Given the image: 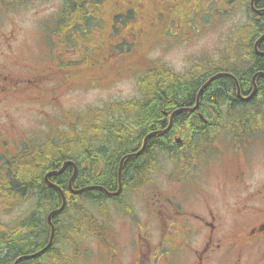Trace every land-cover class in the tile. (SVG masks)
I'll return each instance as SVG.
<instances>
[{
  "label": "trees",
  "instance_id": "trees-1",
  "mask_svg": "<svg viewBox=\"0 0 264 264\" xmlns=\"http://www.w3.org/2000/svg\"><path fill=\"white\" fill-rule=\"evenodd\" d=\"M67 2L69 9L59 21L68 24V21L64 20L71 19L72 23L75 24L85 8L82 5H76L74 0H67ZM258 3L260 0L256 2L257 5ZM76 10L81 12L75 14ZM194 11L200 17L202 11L208 10L201 6L200 0H97L92 19L97 21L102 18L105 23H109L113 31H118L120 23H125V32L130 31L135 36L133 43L124 40L125 51L132 44L136 46V41L141 37L150 35L154 41H157L167 39L168 35L176 28L179 31L186 30L188 24L192 23L189 15L193 14ZM153 19L157 20L155 25ZM261 19L258 23L255 18L254 23L247 26L254 38L264 34V17ZM60 36L64 43H68L72 39V34L69 32H63V35L61 33ZM249 38H244V48L240 32L231 39L230 45L234 49H243L245 52L230 51L223 54L232 53L238 55L237 58L231 56L222 62L223 54H221L215 64L208 67L205 73H189L184 77L175 74L176 69L169 70L163 64H149L144 68L140 67V64L145 62L149 52L154 50V48L148 47L140 41L135 49L134 58L136 62L129 60L124 67L126 71L131 70V68L138 69L140 95L129 101H116L105 108L90 109L87 126L94 130V135H90L89 138L76 135L80 140L77 144L78 150L73 152L71 149L62 148V155L55 154V148L60 143L64 145L62 143L70 138L69 134L64 131L60 140L57 137H55V141L49 140L47 145H44V150L49 148V151L47 154H42L41 160L37 163V171L27 173V169L21 172L19 170L15 177V188L24 191L25 187L20 184V180L29 178L32 189L33 185H36V197L39 206L57 208L62 203L61 195L53 187L45 185L43 174L48 170L59 168L64 160L73 159L77 161L79 166L78 175L73 181L75 188L97 184L103 185L111 191L116 190L118 187V163H120L122 156L125 153L138 151L144 137L151 131L165 128L168 123V114H171L175 107L194 106L197 91L202 88L206 83L205 81L213 73L220 70L234 73L239 79L242 93L244 95L251 93V78L259 71L264 72V55H257L253 51V42ZM247 41L249 43H246ZM259 48L260 50L264 49V40L260 42ZM115 52L116 47L113 46L110 54ZM188 75L192 79L191 82L182 83L180 79ZM257 83L258 89L255 96L245 102L237 98L236 86L232 78L220 76L212 80L201 93L200 110L207 122L204 123L194 116V111L176 113L174 123L168 133L150 137L141 155L126 159L123 168L124 189H131L133 186L136 187L141 183L152 181L151 171L154 167L157 151L169 152L172 157L176 160L180 159L179 161L182 163L188 159H196V156L208 144L214 146L215 144L210 142L214 138L219 139L224 134L231 133L234 130V117L236 119L243 117L250 126H258L260 110L264 111L263 75L258 76ZM92 119L93 123L91 124ZM181 122H184L185 125L182 130L183 143L177 144L174 141V136L178 133L177 126ZM69 142L76 141L70 139ZM206 143L207 145H204ZM185 145L190 146L183 152L181 148ZM173 148H175L174 154ZM57 155L61 157H56ZM204 157L206 156L202 152V158ZM89 159L93 165L92 162H88ZM98 160H106L105 165L101 167ZM138 171H140V178ZM71 174L72 167L68 166L62 174L51 177L53 182L64 189L68 198L66 207L62 212V217H66L57 222L58 234L51 247L53 252L61 250L64 257L61 259L63 264H75L76 261H80L79 254H75L77 259L75 260L67 250L72 249L77 241L80 243L89 235V227H87L89 222L87 220L91 217V210L87 208L86 204L92 201L100 202L103 197L108 198L101 190H87L82 194H72L68 186ZM144 186L143 184L140 189H144ZM13 200L17 201V198ZM56 219L57 217H55ZM21 227L22 230L14 231L9 243L8 241L5 243L3 240L0 241V264H9L13 258L25 253L27 240L34 235L32 232H23V225ZM44 229L48 239L49 226L46 219ZM96 259L97 255L90 257V260Z\"/></svg>",
  "mask_w": 264,
  "mask_h": 264
},
{
  "label": "flooded vegetation",
  "instance_id": "flooded-vegetation-1",
  "mask_svg": "<svg viewBox=\"0 0 264 264\" xmlns=\"http://www.w3.org/2000/svg\"><path fill=\"white\" fill-rule=\"evenodd\" d=\"M212 1L216 0H200V4L208 3V6L203 7L210 9L212 6L209 3ZM222 1L224 0L220 2ZM245 1L243 0L244 6ZM2 2L8 3L10 0H0ZM226 2H234L237 6L238 0ZM259 7H264L263 0H260ZM216 9L214 8V12ZM209 13L202 11L203 18ZM189 16L192 23L188 24L186 30L179 31L176 28L167 39H152L154 49L158 44V48L179 49L182 55L184 49L199 42L198 34L202 29L207 30L214 25L198 20L193 14ZM261 17H264V12L258 17V23L262 20ZM246 19L250 24L254 23V20ZM153 21L155 25L157 20ZM125 28L126 24L120 23L116 33L120 38V45L126 38ZM238 28L239 24L234 33ZM255 39L253 35L249 38L253 43ZM13 41L14 38L10 35L0 43V198L3 203H10V197L37 196L36 185L32 189L29 178L20 180V184L25 187L24 191L14 186L19 170L21 172L27 169V173L37 171V162L30 158L36 148L22 151L19 145H45L40 142L15 140L14 129L10 128L13 127L12 120L6 109H10V105L17 106L25 101L38 104L44 101L53 102L56 98L49 95L48 91L59 96L65 88L70 87L67 83L52 85L51 89L46 87L47 80L57 73L56 66L47 61H42L43 67H37L35 63H17L11 70L10 49ZM188 45L190 46L184 48ZM219 50H222V46L215 47V51ZM260 51L264 52V49ZM156 64L161 63H153ZM206 67L207 63H202L198 68H193V72L205 71ZM188 73H192L191 70ZM190 75L180 81L191 82ZM43 91L46 92V100L42 99ZM195 102L196 97L194 104ZM200 107L201 101L192 111L194 116L206 123L207 119ZM233 121V129L242 134L236 145L217 144L214 145L215 150L210 149L204 153L206 157L199 160L188 159L182 163L168 152L171 170L180 173L172 174L166 186H162L157 180L159 165L155 159L151 171V182L155 180V187L138 189L143 184H150L144 182L133 186L135 189L130 191L140 203L145 204L143 213L133 210L132 207L127 210L126 223L136 233L132 247L121 249L117 241L109 235V231H105L98 237L100 245L103 244L104 253L93 264H264V145H251V131L254 127L248 124L240 126L235 117ZM184 128V122L177 126L176 139L180 141L175 143H183ZM189 146L185 145L181 150L184 152ZM174 151L175 148L173 154ZM58 152L61 154L60 149ZM105 161H99L100 166L105 165ZM88 162L91 163V159ZM138 175L140 178V171ZM44 176L45 173L43 180ZM47 214L42 207L28 208L25 213L23 232H32L35 237L25 243L29 254L40 251L48 242L44 229ZM154 229L159 232L156 240L151 238ZM14 231L15 223L10 220V240ZM48 251L53 252V249ZM44 253L26 260L25 264L47 262Z\"/></svg>",
  "mask_w": 264,
  "mask_h": 264
},
{
  "label": "rangeland",
  "instance_id": "rangeland-1",
  "mask_svg": "<svg viewBox=\"0 0 264 264\" xmlns=\"http://www.w3.org/2000/svg\"><path fill=\"white\" fill-rule=\"evenodd\" d=\"M60 8V0H32L0 11V43H2L7 36L12 35L14 38L10 49L11 70L17 63L33 64L38 62L39 57L42 59L45 57L58 58L59 63L66 64V67L70 64L76 66L77 62L75 59L78 58L76 49L69 47V49L63 50V52L59 54L60 48L51 47L48 42V40L51 43L58 42L55 34L51 32L50 29L53 23L57 22L53 17L59 14ZM216 8L215 12H210L203 18L204 23L214 25L207 30L202 29L200 31L198 34L199 42L196 45L190 48H187L190 45L184 47L187 49H184L181 59H179L174 52H169L165 47L158 48L157 44L154 51L149 52L145 62L140 64V67L144 68L154 62L169 65L171 62L175 61V63L183 69H193L198 68L199 65L202 64V60L208 61V63L213 60L218 53V51H215V47H218V45L213 40L233 34L237 25H240L244 18L249 19L247 15V4L246 7H236L235 3L231 2L224 6L218 4ZM237 10L239 11L236 12ZM238 32L239 29L236 31L235 36ZM142 42L148 47L154 48L151 38H145ZM41 54L44 57L41 56ZM135 55V50H132L126 58L136 62L134 58ZM240 55L242 54L240 53ZM231 56L235 58L238 57V55H233L232 53L223 54L221 57L222 62ZM64 71L66 73L73 72L70 67H67ZM138 80L139 73L134 68L132 70H127L126 73L123 71V75L121 76H109L105 80V86L92 82L90 75L78 74V79L74 80L72 83L71 80L69 82L70 87L65 88L61 95H51L59 98L57 106L49 101H44L41 104L37 103V105H32L29 108H26L22 104L17 105L15 108L10 105V109H6V111H8L10 119L12 120L13 127L10 128L14 129V138L19 142H25L27 140L31 141L32 137L40 136L43 126V123L40 122V117L43 118V121L46 120L48 122L43 126L47 129L46 138L48 141H55V132L57 128L53 125V122L58 124L59 131H61L60 135H63V132L66 131L70 137L80 135L84 138H89L90 135L94 134V130L87 126L88 120L86 118L88 117L87 113L89 110L105 108L116 101H129L139 96L140 87L138 85ZM45 94L46 92L43 91V100H46ZM40 112H42V115L39 117ZM259 118L260 120H264L263 110H260ZM90 123H93V119ZM263 128L264 122L256 133H251V145H264ZM44 131L45 130L42 132L43 135ZM241 136L242 134L240 132L233 130L231 133H226L219 139L214 138L210 142L215 145H236ZM71 139H74L79 144L80 140L77 137ZM39 142H41V139ZM204 145H207V143ZM19 147L22 148V151L30 149L25 145H19ZM78 148L79 146L71 150L76 152ZM210 149L215 150V147L208 144L202 149V152L207 153ZM202 152L196 156V159H202ZM42 154L43 152L39 153L36 160L37 163L41 160ZM162 160V169L159 174L164 178L162 186H166L170 176L172 174H179L180 171L168 170L169 167L166 166V154H162ZM165 168L166 170L163 171ZM123 199L130 200L134 203L132 206L135 210H139L142 213L144 212V203L141 204L133 197H126ZM31 201H33L32 204L30 203ZM108 202L114 203V201L101 199L100 202L92 201L86 204L92 210L93 222L91 223V227L94 232L104 230L106 227H111L113 230L109 232V235L117 241L120 248H131L135 239V230L132 226H127L122 218L121 215L123 212L121 205H113L112 212L107 213L109 219L108 226H105L107 214L103 211L105 206L107 207ZM34 205L35 202L33 199H30L28 202L17 203L10 213L0 215V223H6L10 221V219L20 223L23 220L27 206L33 207ZM8 228L10 230V225ZM6 235L7 233L4 234V237ZM153 236L155 239L159 237L158 230H153ZM69 251L74 254H80L82 259H85L86 256H100L101 246L96 239V235L92 234L90 231L87 237L81 240L80 243L77 241L76 245ZM89 260L90 258H88L87 261ZM79 264H87V262L82 261Z\"/></svg>",
  "mask_w": 264,
  "mask_h": 264
},
{
  "label": "water",
  "instance_id": "water-1",
  "mask_svg": "<svg viewBox=\"0 0 264 264\" xmlns=\"http://www.w3.org/2000/svg\"><path fill=\"white\" fill-rule=\"evenodd\" d=\"M263 38H264V34H263V35L257 40V42H256V46H255L256 50H257L259 53H262V54H264V53L258 50L257 45H258V43H259ZM261 74L264 75L262 72H257V73H255V74L253 75L252 80H253V84H254V91H253L252 94H250L248 97H245V99H250V98L253 97V95L256 93V91H257V86H256L255 81H256L257 76H259V75H261ZM223 75H227V76L232 77V78L236 81V83H238V80L236 79V77H235L233 74L228 73V72H219V73L215 74L214 76H212V77H211V78H210V79H209V80H208V81L202 86V88L199 90V93H198V99H199V97L201 96V93H202L203 89L205 88V86H207V85H208L212 80H214L215 78L220 77V76H223ZM238 94H240L239 86H238ZM182 109H183V108H182ZM184 109H188V108H184ZM180 110H181V109H180ZM188 110H192V109H188ZM176 111H177V110H176ZM176 111H174V112L171 114L170 124H169L168 127L163 128V129H158V130H153V131H151V132L148 133V134L146 135V137L144 138V142H143V145L141 146L140 150H138V151H136V152H133V153H129V154L125 155L124 157H122L121 162H120V164H119V169H118V176H119V177H118V183H119L118 185H119V188H118L117 191H109V190H107L104 186H101V185H87V186H84V187H82V188L74 189V188L72 187V183H73L74 179H75V178L77 177V175H78V166H77V164H76L74 161H72V160L64 161V162H63V165H62L59 169L51 170V171H49V172L46 173V175H45V181H46V183H47L48 185H54V187L59 191V193H60L61 196H62V205H61L59 208L54 209V210L49 214L48 220H49V223L52 225V235H51V238H50V242H49L48 245L44 248V250L47 249V248L52 244L53 237H54V233H55V227H54V225H53V223H52L51 218H52V216H53L54 214L59 213V212H61V211L64 209V207H65V205H66V201H67V198H66V195H65L63 189H62L60 186H58V185L52 183V182L49 180L50 176H51V175H54V174L57 175V174H61V173H63V172L66 170L67 166L71 164V165H73L74 169H73V175L71 176V178H70V180H69V187H70V189H71L74 193H81V192H83V191L91 190V189H102V190H104V191H105L107 194H109V195H117V194H119V193L121 192V190H122V170H123V164H124L125 159H127V158H129V157H131V156H137V155H140V154L145 150V148H146V146H147V143H148V140H149L150 137H152V136H154V135L161 136V135L166 134V133L171 129V127H172V124H173V117H174ZM27 257H29V255H23V256L19 257V258L17 259V261H16V264H18V262H19L20 260H22V259H24V258H27Z\"/></svg>",
  "mask_w": 264,
  "mask_h": 264
},
{
  "label": "bare ground",
  "instance_id": "bare-ground-1",
  "mask_svg": "<svg viewBox=\"0 0 264 264\" xmlns=\"http://www.w3.org/2000/svg\"><path fill=\"white\" fill-rule=\"evenodd\" d=\"M263 53H264V52H263ZM259 72H262V73L264 74V72H263V71H259ZM263 76H264V75H263ZM250 94H252V91H251V93H250ZM250 94H249V95H250ZM255 94H256V93H255ZM255 94L253 95V97L255 96Z\"/></svg>",
  "mask_w": 264,
  "mask_h": 264
}]
</instances>
